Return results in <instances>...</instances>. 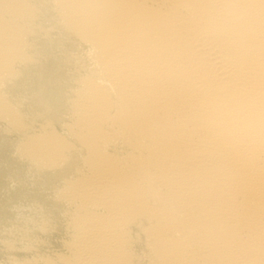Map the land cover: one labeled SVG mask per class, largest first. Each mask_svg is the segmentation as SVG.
<instances>
[{
	"label": "bare ground",
	"instance_id": "6f19581e",
	"mask_svg": "<svg viewBox=\"0 0 264 264\" xmlns=\"http://www.w3.org/2000/svg\"><path fill=\"white\" fill-rule=\"evenodd\" d=\"M14 157L0 264H264V0H3Z\"/></svg>",
	"mask_w": 264,
	"mask_h": 264
},
{
	"label": "rangeland",
	"instance_id": "374dc122",
	"mask_svg": "<svg viewBox=\"0 0 264 264\" xmlns=\"http://www.w3.org/2000/svg\"><path fill=\"white\" fill-rule=\"evenodd\" d=\"M8 161L12 167L6 169V171H10L8 175H5V173L2 174L0 178V206L6 207L9 204L8 198L14 195V191L16 188L20 185L18 181L21 182V185H23V190L32 192V176L26 175V165L21 162L19 159H9ZM30 186V187H28ZM31 189V190H30ZM7 191H10L12 194H6ZM29 200V198L27 199ZM24 201L23 205L27 206L31 201ZM14 201V200H13ZM24 213L26 212V208H24ZM10 215V214H9ZM28 224V223H27ZM58 238H53L52 241L56 242ZM2 242V241H0ZM16 251L15 254H18L19 257H23L26 255H30V253L25 252L24 250H21L18 248H21V244L16 245ZM25 253V254H24ZM2 255V256H1ZM8 259V251L2 248V245L0 243V262H7Z\"/></svg>",
	"mask_w": 264,
	"mask_h": 264
},
{
	"label": "clouds",
	"instance_id": "9594fccd",
	"mask_svg": "<svg viewBox=\"0 0 264 264\" xmlns=\"http://www.w3.org/2000/svg\"><path fill=\"white\" fill-rule=\"evenodd\" d=\"M3 2V0H0V3H2Z\"/></svg>",
	"mask_w": 264,
	"mask_h": 264
}]
</instances>
